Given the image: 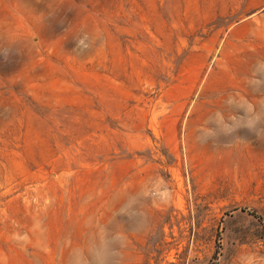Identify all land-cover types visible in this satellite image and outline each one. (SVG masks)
Here are the masks:
<instances>
[{
    "label": "rangeland",
    "instance_id": "374dc122",
    "mask_svg": "<svg viewBox=\"0 0 264 264\" xmlns=\"http://www.w3.org/2000/svg\"><path fill=\"white\" fill-rule=\"evenodd\" d=\"M0 264H264V0H0Z\"/></svg>",
    "mask_w": 264,
    "mask_h": 264
},
{
    "label": "clouds",
    "instance_id": "9594fccd",
    "mask_svg": "<svg viewBox=\"0 0 264 264\" xmlns=\"http://www.w3.org/2000/svg\"><path fill=\"white\" fill-rule=\"evenodd\" d=\"M76 44L78 47H81V46H84L85 41H84V39H77ZM247 127L249 128V130L251 129V125H248Z\"/></svg>",
    "mask_w": 264,
    "mask_h": 264
}]
</instances>
